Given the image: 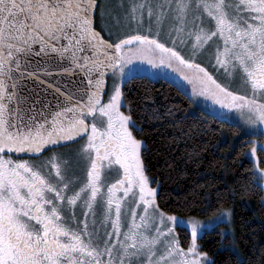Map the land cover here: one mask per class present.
I'll return each mask as SVG.
<instances>
[{
  "label": "snow or ice",
  "instance_id": "snow-or-ice-1",
  "mask_svg": "<svg viewBox=\"0 0 264 264\" xmlns=\"http://www.w3.org/2000/svg\"><path fill=\"white\" fill-rule=\"evenodd\" d=\"M115 8L107 15L130 26L119 35L101 0H0V264H217L198 241L231 222V208L213 207L227 189L199 208L214 212L207 221L169 211L148 174L144 129L124 110L125 86L175 88L194 105L182 117L168 108L176 121L239 128L236 113L264 125V0ZM252 177L264 190V168ZM224 251L245 264L234 247Z\"/></svg>",
  "mask_w": 264,
  "mask_h": 264
},
{
  "label": "trees",
  "instance_id": "trees-1",
  "mask_svg": "<svg viewBox=\"0 0 264 264\" xmlns=\"http://www.w3.org/2000/svg\"><path fill=\"white\" fill-rule=\"evenodd\" d=\"M125 87L124 110L130 106L133 120L144 129L140 135L148 149L145 155L148 174L160 182L169 211L181 218L212 217L213 211L201 214L199 208L207 199L215 202L218 190L227 189L223 203H214L213 207L233 210V234L222 223L198 241L201 250L215 258L217 264H235L234 257L224 251L230 247L235 248L245 264H264V206L261 204L264 190L252 184L254 169L247 156L251 137L242 135L239 128L211 119L204 125L191 119L176 121L174 116L166 114L168 108L173 109L175 116L182 117L194 107L163 81L136 79ZM201 128L204 130L200 131ZM258 139L262 141L261 137ZM193 151L195 162L187 159ZM259 155L263 156L260 150ZM261 166L264 167L263 162ZM183 171L187 175H180ZM186 200L195 203L189 204L188 211L178 210L176 205ZM223 233L230 235L225 238Z\"/></svg>",
  "mask_w": 264,
  "mask_h": 264
},
{
  "label": "rangeland",
  "instance_id": "rangeland-1",
  "mask_svg": "<svg viewBox=\"0 0 264 264\" xmlns=\"http://www.w3.org/2000/svg\"><path fill=\"white\" fill-rule=\"evenodd\" d=\"M117 3H118V0H101V6L105 9V13H106L105 14V20H107L108 25L113 28L114 35H119L123 32H127L129 30V27H130L129 25H127V23L123 19H121L120 21H117L116 19L107 15V13L116 11L115 6L117 5ZM96 22H97V26H98V30H99V25L102 23V21L100 20V9L99 8L97 9ZM201 59L206 60L207 54L204 57H201ZM220 71H221V73H223V69H221ZM110 84H111V80H109V85ZM233 87L234 88L238 87V85L234 84ZM189 92H190V88H189ZM192 106L194 107V105H192ZM232 117H233V120L236 121V123L240 124L239 129H240V132L242 133V135H245V132L251 133V132L255 131L256 134L245 135V136L251 137L250 138L251 144L248 148L247 156L250 159V161L252 162L254 170L257 169V166L259 168H264L263 166H261V163L262 162L264 163V125L247 126V125H244L240 121L238 114L232 113ZM258 137H261L262 141L259 140ZM253 143L258 145L256 158H253L251 156V148L253 146ZM259 150L262 152L263 156L259 155ZM258 161H259V164H258ZM257 175H258V172H257ZM225 209H228V208H225ZM211 218L212 217H208V218L201 219V220L207 221ZM182 219L186 220L187 218H182ZM231 223H232V218H231V222H228V220L226 219L225 223H223V224H226L228 227V232L233 234Z\"/></svg>",
  "mask_w": 264,
  "mask_h": 264
}]
</instances>
